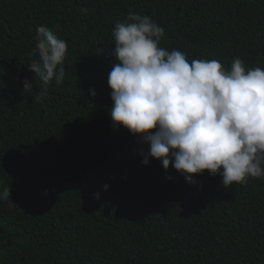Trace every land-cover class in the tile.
<instances>
[{
	"label": "trees",
	"instance_id": "16d2710c",
	"mask_svg": "<svg viewBox=\"0 0 264 264\" xmlns=\"http://www.w3.org/2000/svg\"><path fill=\"white\" fill-rule=\"evenodd\" d=\"M129 15L190 64L264 70V0H0V264H264V178L189 184L113 126V32ZM41 26L67 47L37 99Z\"/></svg>",
	"mask_w": 264,
	"mask_h": 264
},
{
	"label": "clouds",
	"instance_id": "9594fccd",
	"mask_svg": "<svg viewBox=\"0 0 264 264\" xmlns=\"http://www.w3.org/2000/svg\"><path fill=\"white\" fill-rule=\"evenodd\" d=\"M128 21L117 23L113 32L117 63L108 76L110 116L114 127L149 145L141 152L143 163L162 161L165 171L174 167L189 184L204 172L222 176L224 188L264 178V70L246 69L239 58L230 70L218 60L190 64L183 52L160 47L164 30L149 17L129 15ZM37 41L34 55L40 59L29 71L42 82L38 99L50 78L61 83L64 69L58 61L67 44L43 26ZM32 91L25 79L24 92ZM0 201H11L10 188L0 192Z\"/></svg>",
	"mask_w": 264,
	"mask_h": 264
}]
</instances>
